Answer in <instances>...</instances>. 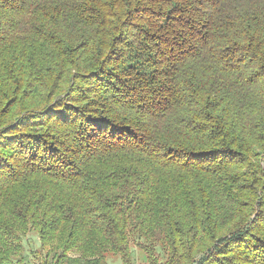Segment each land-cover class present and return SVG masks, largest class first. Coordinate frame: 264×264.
<instances>
[{
  "label": "trees",
  "instance_id": "16d2710c",
  "mask_svg": "<svg viewBox=\"0 0 264 264\" xmlns=\"http://www.w3.org/2000/svg\"><path fill=\"white\" fill-rule=\"evenodd\" d=\"M30 232L264 264V0H0V264Z\"/></svg>",
  "mask_w": 264,
  "mask_h": 264
},
{
  "label": "rangeland",
  "instance_id": "374dc122",
  "mask_svg": "<svg viewBox=\"0 0 264 264\" xmlns=\"http://www.w3.org/2000/svg\"><path fill=\"white\" fill-rule=\"evenodd\" d=\"M24 258L23 264H55L47 255L46 249L40 247L39 239L35 232H30L22 240ZM70 258L74 256V252L68 254ZM57 264V263H56ZM58 264H67L66 260L58 262ZM105 264H125L118 256H107ZM131 264H147L146 255L139 248L131 243Z\"/></svg>",
  "mask_w": 264,
  "mask_h": 264
}]
</instances>
